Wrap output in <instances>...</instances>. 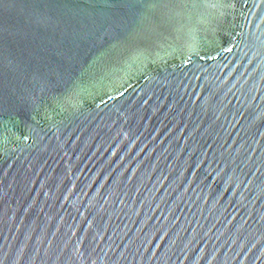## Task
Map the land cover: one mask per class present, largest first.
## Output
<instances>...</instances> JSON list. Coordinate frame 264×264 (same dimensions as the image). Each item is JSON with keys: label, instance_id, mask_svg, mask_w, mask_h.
<instances>
[{"label": "water", "instance_id": "95a60500", "mask_svg": "<svg viewBox=\"0 0 264 264\" xmlns=\"http://www.w3.org/2000/svg\"><path fill=\"white\" fill-rule=\"evenodd\" d=\"M0 264H264V0H0Z\"/></svg>", "mask_w": 264, "mask_h": 264}]
</instances>
